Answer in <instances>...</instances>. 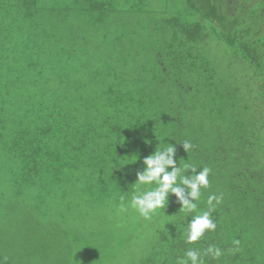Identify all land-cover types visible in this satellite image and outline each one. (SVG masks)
<instances>
[{
  "label": "trees",
  "instance_id": "obj_1",
  "mask_svg": "<svg viewBox=\"0 0 264 264\" xmlns=\"http://www.w3.org/2000/svg\"><path fill=\"white\" fill-rule=\"evenodd\" d=\"M255 1L185 0L187 10L202 19H170V40L159 44L151 58L153 49L144 54L147 62L134 67L139 77L132 82L127 73L134 57L107 67L86 66V19L95 14L92 26L104 24L105 4L80 5L77 16L83 21L74 28L66 24L75 14L70 7L0 0V258L6 264H50L52 259L72 264L65 241L69 232L59 219L43 217L48 224L35 222L42 233L27 237L33 234L22 226L34 222V207L43 208L49 198L73 214L71 199L77 192L99 208L119 207L122 197L127 204L137 191L143 159L169 144L176 147L177 167L211 169L210 186L201 189L191 214L169 195L168 206L153 215L169 227L160 230L146 259L137 263L178 264L193 249L205 264H264V27L254 15ZM239 7L253 16L241 19L235 12ZM207 22L226 55L252 69V78L241 82L221 71ZM103 68L114 79L102 89L107 84L99 76ZM86 71L92 87L88 98ZM254 77L261 80L255 88ZM98 89L104 96H95ZM184 143L191 145L187 151ZM148 187L155 185L139 190ZM213 195L222 197L212 213L215 231L187 243L188 223L209 210L207 199ZM113 209L106 208V214ZM7 233L17 238L9 243ZM25 245L28 254L14 259ZM209 246L223 255L204 256Z\"/></svg>",
  "mask_w": 264,
  "mask_h": 264
},
{
  "label": "rangeland",
  "instance_id": "obj_2",
  "mask_svg": "<svg viewBox=\"0 0 264 264\" xmlns=\"http://www.w3.org/2000/svg\"><path fill=\"white\" fill-rule=\"evenodd\" d=\"M185 0H43L46 5H54L63 7L75 14H71L66 21V24L77 28L82 23L83 19H79L77 14L80 12L79 6L88 9L90 2L105 4L109 12L106 13L107 21L100 25L95 22V27L92 22L95 20V14H90L89 20L86 19V27L89 28V34L85 39L86 44V66L99 65L109 66V64L117 61H123L128 58L134 59L128 61L132 67V71L127 73V80L136 82V77H139L137 72H134L136 65L145 64L147 56L153 54L160 48L159 44L169 41L167 34L170 32L168 21L176 18L180 23H189L193 20L200 21L202 17L193 11L186 8ZM242 5L244 3H241ZM255 16L259 17L260 25L264 27V1L256 0ZM243 8V10H241ZM84 9V8H83ZM236 14H240L241 19L252 17L251 13L245 10V7L236 9ZM86 15V14H85ZM198 15V16H197ZM76 25V26H75ZM92 26V27H91ZM212 23H206V35L210 40L213 52L215 54V62L221 68V71L231 75L232 78H237L238 81L250 79L253 76L252 69L245 66L241 62L233 63L231 56L226 55L225 46L219 39L217 33L211 35ZM94 28H98L95 30ZM77 32V31H76ZM210 33V34H209ZM123 37L125 41H118L116 37ZM77 42H82L80 36H76ZM104 41V43H103ZM92 42V43H91ZM217 48V49H215ZM153 49L150 54L144 57V54ZM58 49L55 48L54 55H58ZM140 52V57L138 56ZM144 57V59H143ZM108 68H103V72L99 74L107 84L100 88H106L112 82L114 76L108 75ZM118 72V71H116ZM119 73V72H118ZM90 75L86 71V97L90 96L92 87L89 80ZM255 78V77H254ZM258 78L253 79L250 84L257 87ZM95 96H104V93L98 89ZM7 176H1V180L5 181ZM80 185H78L79 187ZM75 200L72 198L73 214L65 211L66 207H60V204H55L56 200L48 198V204L43 208L38 205L35 208L34 222L24 224L22 229L29 234L28 238L42 233L41 230L36 231L35 222L48 224L47 219L43 217L60 220V225L64 226V231H68V238H65L66 247L69 250V255L72 254V264H138L141 259L144 261L150 252V247L154 239L161 233V229H167L169 226L162 221H156L154 216L151 220H145L131 207H127V211L121 212L118 206L107 205L102 208L86 202L81 199L80 192L76 193ZM87 200V198H86ZM67 204L69 200H66ZM64 203V204H66ZM116 211L109 215L105 209ZM20 213V212H19ZM58 215V216H57ZM2 214L0 213V217ZM59 219V220H58ZM25 221V219H22ZM160 223L161 225H159ZM160 231V232H159ZM14 235L7 233L5 240L11 243L16 239ZM9 246V244H7ZM26 246H20V252L14 257L16 259L21 252L28 254ZM0 257L2 255L0 254ZM4 262V263H3ZM54 260L49 263L53 264ZM0 264H6L3 258H0Z\"/></svg>",
  "mask_w": 264,
  "mask_h": 264
},
{
  "label": "clouds",
  "instance_id": "obj_3",
  "mask_svg": "<svg viewBox=\"0 0 264 264\" xmlns=\"http://www.w3.org/2000/svg\"><path fill=\"white\" fill-rule=\"evenodd\" d=\"M185 151L190 149L188 143L182 144ZM176 147L169 144L166 147H156L154 153L143 159L144 168L136 173V188L133 193L130 204L131 207L139 213L145 220H151L152 216L158 209H164L168 206L169 195H175L181 204L180 210L189 214L197 210V203L200 200L201 189L210 186L209 175L211 169L203 167L197 172V169L190 164H185L183 168L177 167ZM171 168V171L168 169ZM191 170L192 175L186 173ZM146 190L140 191L139 186H151ZM185 188L187 195H185ZM216 201L214 204L213 201ZM222 202L220 196H209L207 204L208 211H202L200 214L191 218L188 223L186 232V242L194 243L205 236L206 231H215L217 224L212 219V213L215 211L216 205ZM120 211H127V207L121 198ZM233 245L238 246L239 240H233ZM238 250V249H237ZM212 256L213 259H219L223 253L219 247L209 246L205 249L204 256ZM178 264H205V260L200 252L189 249L185 257L178 259Z\"/></svg>",
  "mask_w": 264,
  "mask_h": 264
}]
</instances>
